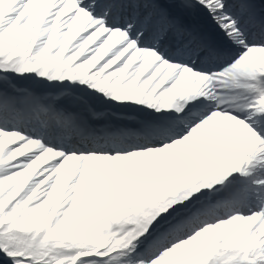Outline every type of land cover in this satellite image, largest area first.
Wrapping results in <instances>:
<instances>
[{
	"label": "snow or ice",
	"instance_id": "obj_1",
	"mask_svg": "<svg viewBox=\"0 0 264 264\" xmlns=\"http://www.w3.org/2000/svg\"><path fill=\"white\" fill-rule=\"evenodd\" d=\"M0 264H264V0H0Z\"/></svg>",
	"mask_w": 264,
	"mask_h": 264
}]
</instances>
